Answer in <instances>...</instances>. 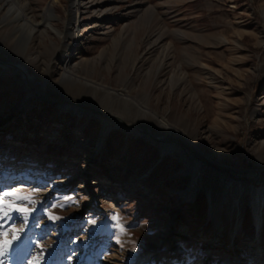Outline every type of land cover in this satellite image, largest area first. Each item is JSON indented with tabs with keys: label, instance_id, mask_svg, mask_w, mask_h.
<instances>
[{
	"label": "rangeland",
	"instance_id": "374dc122",
	"mask_svg": "<svg viewBox=\"0 0 264 264\" xmlns=\"http://www.w3.org/2000/svg\"><path fill=\"white\" fill-rule=\"evenodd\" d=\"M10 1L73 22L72 0ZM80 1L76 38L25 43L0 0V62L30 75L0 67V192L36 193L0 261L264 264V0Z\"/></svg>",
	"mask_w": 264,
	"mask_h": 264
},
{
	"label": "bare ground",
	"instance_id": "6f19581e",
	"mask_svg": "<svg viewBox=\"0 0 264 264\" xmlns=\"http://www.w3.org/2000/svg\"><path fill=\"white\" fill-rule=\"evenodd\" d=\"M4 1H5L6 6H8V13H10L9 16H11V15L13 16V14H15V16L12 17L10 24L19 23V26L17 27L16 30L19 33V35L21 37H23V39L25 40V43H28L31 40V38L33 37V35L36 32H38L39 30H44V31H46L47 29L48 30H52L57 35L61 36L62 38L73 37V36H74V38H76L78 36L77 32H78V27L80 25L78 21H79V15H80V12H81V6H82V2L80 0H72V3H71L72 12L71 13L73 15L72 16L73 17V22L67 27V29H66V31L64 33H60L58 31H56L51 26V22L50 21L54 17H53V13H52V10L50 9V7H48L44 11L43 19H41L39 22H34L27 15L21 13V11L18 9V6H16V5H15V7L12 6L9 3V2H11L10 0H4ZM12 1L17 3V1H15V0H12ZM65 57H66L65 59L63 57L64 60L62 59V61L64 62V64H65L64 67L66 68L67 71H66V74H65L63 80L70 81L73 78V75L69 71V58H68V55L67 56L65 55ZM17 68L20 71H22L21 75H22L23 79L30 83V75H29L27 69H25V68L22 69L20 66H17ZM96 112H98V111H96ZM109 117L110 118H108V119L116 120L117 122L121 121V122L125 123L126 125H129L126 122H124L123 119H121V118H119L117 116L109 115ZM161 124H162L163 127H168L167 123L165 121H163V120L161 121ZM139 127H142V126H139ZM142 128H144L154 138L153 133L148 131L145 127H142ZM178 147L181 148L179 145H178ZM181 150L184 151L182 148H181ZM197 154H199V152ZM201 158L204 159V160L212 161L211 159L207 158L204 155H201ZM198 165L199 164H196L194 166L193 170H195L198 167ZM195 182H196V178H195V175H193L191 186H194ZM262 197H264V196H262ZM186 198L188 200H190L191 199V195L189 194V196H186ZM258 200H260V199L258 198ZM261 200H260V202H261ZM254 221H255V224H256L257 228L259 229L260 226H261V223H262V219H261V216H260L259 213H256L254 215ZM221 228H222V224L220 223L218 226L215 227L214 231H217L218 229H221ZM258 243H260V242H258Z\"/></svg>",
	"mask_w": 264,
	"mask_h": 264
},
{
	"label": "snow or ice",
	"instance_id": "6c2138e0",
	"mask_svg": "<svg viewBox=\"0 0 264 264\" xmlns=\"http://www.w3.org/2000/svg\"><path fill=\"white\" fill-rule=\"evenodd\" d=\"M35 195V192H23L20 190L0 192V220H4V218L11 220L13 214H17L22 218L23 224L27 225L29 223V217L35 210ZM65 203H67V201H65ZM63 206L64 204H53L51 207L56 208ZM47 215L49 220L53 222L62 219L59 216L53 215L51 212H48ZM114 221H117V228L123 232V229L118 223V218L114 217ZM23 231V228H17L16 226L5 229L4 225L0 224V257L7 255L14 242L21 238V233ZM37 247H39V245H37ZM0 264H3V262L0 261ZM28 264H38V261L33 258L32 260H29Z\"/></svg>",
	"mask_w": 264,
	"mask_h": 264
},
{
	"label": "water",
	"instance_id": "95a60500",
	"mask_svg": "<svg viewBox=\"0 0 264 264\" xmlns=\"http://www.w3.org/2000/svg\"><path fill=\"white\" fill-rule=\"evenodd\" d=\"M0 67H1V68L9 67V68H11V69H13V70H15V71L22 72V71H20V70L17 68L16 65H14V64L11 63V62H6V63H1V62H0ZM21 79L23 80V82L25 83L26 86L30 87V86L27 84V81L23 79V77H21ZM68 104H70V103H68ZM84 109H85L86 111H89V112H92V113H97V114H99V115H101V116H104V117H106V118H110L109 116L103 115V114H101V113H99V112H96L95 110H92V109H89V108H84ZM119 124H120L122 127H124V128L135 129L136 131H138V132H140V133H143V134L149 136L152 140H154V138L152 137V135L149 134L144 128L139 127V125H134V126H133V125H126L125 123H123V122H121V121H119ZM162 142H164V141H162ZM162 142H156V143H162ZM176 146H177V145H176ZM180 150H181V148H180ZM181 151H182V150H181ZM183 155H184L185 157H187V155H186V153H185L184 151H183ZM201 163H203V162H201ZM203 164H205V163H203Z\"/></svg>",
	"mask_w": 264,
	"mask_h": 264
}]
</instances>
